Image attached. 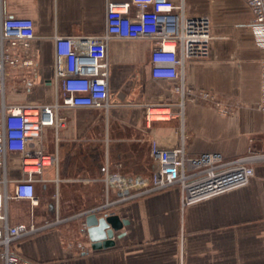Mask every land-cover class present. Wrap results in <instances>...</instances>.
I'll use <instances>...</instances> for the list:
<instances>
[{"label": "crops", "instance_id": "0c3cea01", "mask_svg": "<svg viewBox=\"0 0 264 264\" xmlns=\"http://www.w3.org/2000/svg\"><path fill=\"white\" fill-rule=\"evenodd\" d=\"M128 1L0 0V21L5 17L30 19L35 31L27 54L33 66L6 69L5 103H51L55 96L53 37L100 35L105 30L107 3ZM184 5L188 15L210 19L209 54L184 61L182 84L155 80L150 75L153 43L113 38L107 48L108 133L110 117H118L114 121L118 126H127L128 132L142 130L147 137L153 131L172 138L182 132L189 155H264V113L257 110L263 96L264 48L254 38L250 11L241 0H184ZM180 84L186 91L183 99L175 88ZM199 91L208 92L212 100H197ZM181 101L182 119H169L166 129L153 130L156 123L148 124L143 117L145 105L175 112ZM79 112L62 109L59 118L64 127L43 131V149L58 156L60 182L36 183V205L7 201L10 225L51 224L12 243L17 256L30 264H264V159L254 164V175L245 187L184 209L179 190L170 187L103 210L100 215L113 213L128 224L113 232V247L92 249L84 220L105 203L102 179L106 172L133 177L138 168L146 176L152 160L150 144L146 168L136 167L135 157L124 146H111V136L106 142L88 140L94 134L93 125ZM120 155H128L121 159L124 174L114 170ZM12 177L21 174L15 171ZM92 194L99 199L90 198ZM113 198L109 194V200ZM0 264H4L1 258Z\"/></svg>", "mask_w": 264, "mask_h": 264}, {"label": "built area", "instance_id": "2783aa9c", "mask_svg": "<svg viewBox=\"0 0 264 264\" xmlns=\"http://www.w3.org/2000/svg\"><path fill=\"white\" fill-rule=\"evenodd\" d=\"M252 15V31L257 44L264 48V0H241ZM210 19L191 16L185 11L184 0H129L108 2L105 30L102 34L53 37L54 100L49 104L33 103L8 105L4 100L6 69L31 67L27 54L35 37L34 23L26 18L5 17L0 21V258L4 264H30L11 249L16 240L35 234L51 226H37L33 222L10 225L7 201L15 199L37 204L36 183L60 182L59 160L56 154L46 153L42 145L45 129L56 132L64 127L59 118L62 109L85 112L84 120L93 125V142L109 140L108 110L110 108L109 69L107 48L113 38L147 40L153 43L150 56V75L155 80L183 81L184 61L209 54ZM26 54L20 58L19 54ZM263 96L257 110L264 113V59L261 61ZM176 90L184 98L186 91ZM212 97L199 91L196 99L208 102ZM177 111L145 105L141 108L145 121L182 119L183 101L176 103ZM152 109L164 113L152 114ZM151 116L166 119L152 120ZM169 136H166L168 138ZM86 139V138H85ZM165 137L154 131L149 137L151 169L146 176L127 177L108 173L102 179L105 203L88 214L101 212L115 204L132 200L156 191L176 187L180 206L205 201L245 187L254 175V164L264 155L248 153L226 158L219 153L189 155L185 151L183 133L164 143ZM21 177L13 178L12 172ZM12 185L11 194L8 192ZM114 198L109 200V194ZM87 215V214H86ZM58 222V221H56ZM79 247H81L79 245Z\"/></svg>", "mask_w": 264, "mask_h": 264}, {"label": "rangeland", "instance_id": "374dc122", "mask_svg": "<svg viewBox=\"0 0 264 264\" xmlns=\"http://www.w3.org/2000/svg\"><path fill=\"white\" fill-rule=\"evenodd\" d=\"M152 110L157 111L159 113L160 112H162V113L165 112L163 110H156V109H152ZM79 115L83 119L86 118L85 112L81 111V112H79ZM154 117L158 118L160 116H154ZM110 118H111V122H110V125H111L110 127L111 128H110V132L108 133L109 136H111L110 145L111 146L114 145L113 147H118V145H121L122 147L124 146L123 148H126V149H128V151H130V153H128V155L131 156V157H135V160H136V162H135L136 164L135 165H136V167L141 164L142 167H146L147 168L149 166V143H148V141H149V137H150L151 134L148 135V137H147L146 133L143 132L142 130H135L133 132L132 131L128 132V131H126V129H128L127 126L121 124L122 127H120V126H118L117 123H114V121H117L118 117L117 118L110 117ZM113 118H115V119H113ZM152 120H154V119H152ZM156 120H160V119H156ZM166 121H169V120L152 122V123H156V125L153 126L152 129L153 130H155V129L158 130L159 128H165V129L168 128V127H166L167 125H165ZM163 137H165L164 143L168 142L172 138V137L166 138V136H163ZM132 152H134V155L131 154ZM128 155H126V156H128ZM115 156L116 155H114V157ZM126 156L125 155H120L119 156L120 157V161H119L120 163L117 162V164H115V162H114V166H116V168L114 170H117V172L124 174V170H126V169H125V167L123 165V162H122L123 160H121V159L126 157ZM138 171H139L138 168H136L135 172H134L135 173L134 176L141 175V174H139ZM153 193H155V192H153ZM94 194H92L93 196H91V197L89 195V197L90 198L93 197V199H97V198L99 199V197H95L96 195H94ZM96 194H98L97 196H102L101 191H97ZM147 195H149V194H147ZM53 197H56V192L55 191H53ZM137 198H140V196L136 197L134 199H137Z\"/></svg>", "mask_w": 264, "mask_h": 264}, {"label": "water", "instance_id": "95a60500", "mask_svg": "<svg viewBox=\"0 0 264 264\" xmlns=\"http://www.w3.org/2000/svg\"><path fill=\"white\" fill-rule=\"evenodd\" d=\"M98 215V216H97ZM85 226L92 249H107L114 246L113 232L120 230L128 222L111 214L96 213L85 216Z\"/></svg>", "mask_w": 264, "mask_h": 264}, {"label": "bare ground", "instance_id": "6f19581e", "mask_svg": "<svg viewBox=\"0 0 264 264\" xmlns=\"http://www.w3.org/2000/svg\"><path fill=\"white\" fill-rule=\"evenodd\" d=\"M150 113H152V114H159V112H157V111H154V110H150L149 111ZM160 113H162V112H160ZM151 119H154V120H156V119H166V118H164V117H154V116H151Z\"/></svg>", "mask_w": 264, "mask_h": 264}]
</instances>
